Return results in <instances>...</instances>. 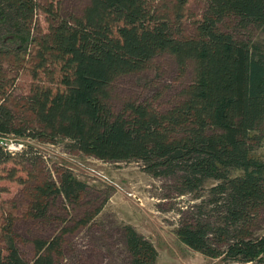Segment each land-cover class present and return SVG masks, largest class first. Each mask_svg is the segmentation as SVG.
Here are the masks:
<instances>
[{
    "label": "trees",
    "instance_id": "16d2710c",
    "mask_svg": "<svg viewBox=\"0 0 264 264\" xmlns=\"http://www.w3.org/2000/svg\"><path fill=\"white\" fill-rule=\"evenodd\" d=\"M156 1L90 0L81 18L64 19L37 0H0V133L66 142L69 151L104 162H141L149 175L173 179L180 195L206 192L196 198L192 220L177 229L179 239L225 264H264V234L255 232L264 208V161L254 156L264 126V50L237 37L264 29V0H205L190 38ZM189 1L172 0L177 23ZM39 10L51 18L48 32H41ZM161 54L182 71L194 66L184 100L164 115L135 104L116 114L112 83L144 71ZM8 55L43 72L57 66L61 75L34 86L24 105L32 118H21L22 124L8 104L14 86L5 76ZM11 157L0 150V162ZM59 185L41 188V195L76 204L88 190L69 171ZM6 238L0 264H57L63 254L62 235L34 241L31 262L10 233ZM126 245L132 264L157 263L154 245L132 226Z\"/></svg>",
    "mask_w": 264,
    "mask_h": 264
},
{
    "label": "rangeland",
    "instance_id": "374dc122",
    "mask_svg": "<svg viewBox=\"0 0 264 264\" xmlns=\"http://www.w3.org/2000/svg\"><path fill=\"white\" fill-rule=\"evenodd\" d=\"M37 2L42 8L54 6L64 19L81 18L90 4V0ZM155 5L177 24L175 28L182 36L190 38L195 36L206 1L190 0L178 23L179 13L172 0H157ZM49 19L43 10L38 11L41 32H48ZM228 26L234 25L230 22ZM237 37L252 41L264 50V29L238 32ZM4 60L5 76L14 81L8 104L17 116V123L22 124L21 118H32L24 105L34 86L60 79L61 75L57 66L43 72L30 63L17 65L18 58L13 55ZM194 78L192 64L182 71L173 57L161 54L144 71L116 78L110 87V106L116 114L123 113L128 104H135L164 115L184 100ZM262 129L254 156L264 161V126ZM21 138L30 141L23 156L15 155L0 162V252L3 254L9 233L27 262L35 257L34 241H48L62 235L63 254L57 264H132L126 245V227L132 226L158 251L156 264H225L191 249L176 234L182 224L192 220L193 208L201 201L196 198L207 197L206 192L180 195L173 179L149 175L141 162H104L69 151L66 142L52 144ZM66 171L88 185L80 202L70 204L63 196L54 194L42 196L40 189L48 185L57 189L60 175ZM212 183L209 182L207 189ZM98 209L101 212L91 222L81 224ZM44 211L45 216L39 217ZM256 224L255 232L264 234V208Z\"/></svg>",
    "mask_w": 264,
    "mask_h": 264
},
{
    "label": "built area",
    "instance_id": "2783aa9c",
    "mask_svg": "<svg viewBox=\"0 0 264 264\" xmlns=\"http://www.w3.org/2000/svg\"><path fill=\"white\" fill-rule=\"evenodd\" d=\"M29 142V140L26 141L13 134L0 133V150H3L12 156L25 153Z\"/></svg>",
    "mask_w": 264,
    "mask_h": 264
}]
</instances>
